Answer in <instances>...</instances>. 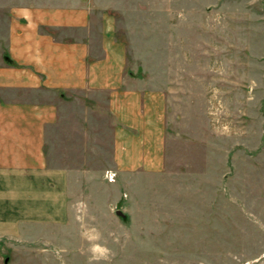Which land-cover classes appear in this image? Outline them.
<instances>
[{"label": "rangeland", "instance_id": "obj_1", "mask_svg": "<svg viewBox=\"0 0 264 264\" xmlns=\"http://www.w3.org/2000/svg\"><path fill=\"white\" fill-rule=\"evenodd\" d=\"M89 2L165 95L163 167L116 169L105 99H76L47 152L72 167L69 219L0 239V264H264V0Z\"/></svg>", "mask_w": 264, "mask_h": 264}, {"label": "crops", "instance_id": "obj_2", "mask_svg": "<svg viewBox=\"0 0 264 264\" xmlns=\"http://www.w3.org/2000/svg\"><path fill=\"white\" fill-rule=\"evenodd\" d=\"M0 57V239L24 225L64 224L71 166L47 157L49 133L76 100L105 112L112 162L158 171L164 162L165 95L129 69L114 23L89 0H15ZM6 57L9 59H6Z\"/></svg>", "mask_w": 264, "mask_h": 264}, {"label": "water", "instance_id": "obj_3", "mask_svg": "<svg viewBox=\"0 0 264 264\" xmlns=\"http://www.w3.org/2000/svg\"><path fill=\"white\" fill-rule=\"evenodd\" d=\"M6 59H8V58L6 57ZM8 60H9V59H8ZM116 214H118V215H120V216H124V214H123L120 210H116ZM7 260H8V258L6 257V258L4 259V262L6 263Z\"/></svg>", "mask_w": 264, "mask_h": 264}]
</instances>
